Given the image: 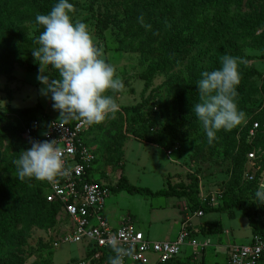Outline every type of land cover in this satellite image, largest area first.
Returning <instances> with one entry per match:
<instances>
[{"label":"rangeland","instance_id":"374dc122","mask_svg":"<svg viewBox=\"0 0 264 264\" xmlns=\"http://www.w3.org/2000/svg\"><path fill=\"white\" fill-rule=\"evenodd\" d=\"M48 14L58 0L43 1ZM74 5L73 21L85 22L94 42L102 49L103 58L112 64L124 87L109 92L119 105L114 115L92 125L88 147L95 157L90 168L95 180L112 187L121 176L129 184L156 191L167 184L189 186L194 202L176 197H148L126 191L111 193L104 202V215L110 226L117 221L129 222L153 241L173 238L182 216L190 219V228L199 243L207 242L200 252L185 248L182 260L193 264H227L229 242L245 244L251 238L247 218L239 211L229 219L225 213L210 212L195 217L198 205L216 207L233 196L230 182L234 152L227 154L226 143L232 136L238 143L245 134V144L255 152H264V123L257 115L264 106V0H69ZM132 5L146 17L150 27L159 34L155 51L141 55L119 49L124 35V5ZM194 6L191 12L187 6ZM110 24L101 39L95 28L96 18ZM113 15V16H111ZM112 20V21H110ZM115 22V23H114ZM21 35L36 38L40 32L35 21L17 25ZM0 20V53L7 47L2 31L8 29ZM38 45L34 43V49ZM157 47V48H156ZM157 50V51H156ZM172 57L167 72L156 73L150 86L143 91L145 69L162 59ZM238 58L240 84L237 88L238 109L246 113L245 120L230 131L217 132V139L208 143L194 105L199 103L197 82L201 73L221 67V58ZM50 66L45 75L52 73ZM39 64L32 54L20 55V63L0 75V194L8 207L20 208L28 196L30 180L18 179L14 160L26 150L21 127L38 116L59 119L53 109L50 94L37 80ZM179 121L172 133L176 143L169 148H151L125 133L127 125H138V131L168 144L163 129L165 118ZM263 137L261 143L255 140ZM170 151L171 155H167ZM180 205H177V204ZM204 206V207H203ZM25 215L22 223L0 235V264H70L84 256L81 243L60 245L53 242L70 224L57 211L55 224L40 229ZM220 221L222 232L209 235L205 229L212 221ZM229 231V235H225ZM1 233V231H0ZM150 260L152 258L150 257Z\"/></svg>","mask_w":264,"mask_h":264},{"label":"clouds","instance_id":"9594fccd","mask_svg":"<svg viewBox=\"0 0 264 264\" xmlns=\"http://www.w3.org/2000/svg\"><path fill=\"white\" fill-rule=\"evenodd\" d=\"M74 5L69 0H58L48 14H37L36 24L43 31L36 38L38 47L32 51L39 64L37 80L44 85L43 95L50 94L53 109L67 123L77 120L83 125L102 123L109 115L119 110V105L110 91L123 89L124 84L116 76L115 68L103 58V51L94 42L88 25L73 21ZM142 26L143 16L139 18ZM50 66L58 78L49 79L44 69ZM197 82L199 103L194 112L206 133L208 143L217 139V132L230 131L240 125L246 113L238 109L237 88L240 84L238 58L224 55L221 67L201 73ZM31 147L24 150L13 163L18 179L55 182L57 177H66L60 149L55 140H30ZM255 198L264 204V185L255 193ZM110 248L114 255L108 257V264H124V257L131 256V247L122 246L120 239L113 236Z\"/></svg>","mask_w":264,"mask_h":264},{"label":"built area","instance_id":"2783aa9c","mask_svg":"<svg viewBox=\"0 0 264 264\" xmlns=\"http://www.w3.org/2000/svg\"><path fill=\"white\" fill-rule=\"evenodd\" d=\"M90 127L77 120L65 123L60 118H47L45 122L35 119L22 126L21 137L27 143V149L31 147L30 140H55L65 167L69 169L66 177H57L52 183L45 182L49 190L48 197L58 202L59 215L70 224L69 229L55 239L53 246L57 248L75 243L84 245L85 255L70 264H108V257L114 255L110 248L113 236L120 239L123 247H131L133 250L131 256L124 257V264H170L175 260L183 262L181 256L185 248L201 252L207 242H198L188 217H184L176 237L164 241L149 239L126 221H121L115 227L109 225L104 215V202L111 191L101 180H95L90 170L95 160L88 147V140L85 139ZM262 154L260 151L247 153L242 173V181L254 187L253 203L258 213L264 206L255 198L258 188L264 185ZM167 155H171V152L168 151ZM202 216L201 210L195 213V217ZM226 249L227 264H259L264 257V237L254 234L249 242L231 243Z\"/></svg>","mask_w":264,"mask_h":264},{"label":"trees","instance_id":"16d2710c","mask_svg":"<svg viewBox=\"0 0 264 264\" xmlns=\"http://www.w3.org/2000/svg\"><path fill=\"white\" fill-rule=\"evenodd\" d=\"M43 1L44 0H0V20L6 22L9 26L8 29L2 31L1 36L2 39H4L7 47L0 53V75H3L5 70L11 69L14 64H19L20 55H30L32 54V51L35 50L34 38H27L21 35L18 31L17 25H21L25 21H35L37 14H45L47 7ZM193 8L194 6H187V9H189L191 12L193 11ZM124 15L123 21L125 22V29L124 35L118 43L119 49L124 52H139L141 55L154 52L155 48L153 45L157 43L159 30L154 27L142 26L139 18L143 16V25H148L146 17L139 13L138 10L132 5H124ZM108 18H111L108 14H106L105 18H96L95 28L101 39L103 38V32L110 24ZM37 30L39 32L43 31L42 26H38ZM172 62V57L166 53L163 54L162 59H160L158 62L150 64L143 73V91H145L150 86L151 81L156 73L169 71ZM48 77L49 79H56L58 78V73L53 69L52 73L49 74ZM262 91L264 92V77ZM47 118L48 117L44 115L38 116L30 120V122L27 124L31 123L35 119L45 122L47 121ZM256 118L257 120H261V122L264 123V106ZM60 119L63 120L62 118ZM179 123L180 122L178 120L175 121L169 117L165 118L163 129L167 132L166 136L168 140V144L165 146L162 144L161 140L156 139L154 136H151L152 138H150V134L147 135L142 132L140 133L138 131V125H135L134 123H130V125L126 126L125 133L131 135L134 139L144 144H154L159 148H169L174 146L176 143L172 133L176 130V127L179 125ZM21 132L22 127L20 133ZM88 133L86 134L85 139L88 138ZM262 140L263 137H260V139L257 138L255 141L257 143H261ZM23 143L27 149V143L24 140ZM225 149L227 154L234 152L232 173L230 177V182L235 187L233 196L225 199L220 205L216 207L208 205L206 208H201L197 205L194 209L203 211V214L210 212L226 213L229 219H234L235 211H239L244 216H246L251 235L255 234L264 237V219L262 218V215L264 214V206L261 207L260 213H258V210L255 208L253 203L254 187L242 181V173L246 163V155L247 153L251 152L252 146L245 144V134H242V137L238 143L235 141L234 136H232L230 142L226 143ZM262 158H264V152L262 154ZM25 186L29 188L27 191L28 196L27 200L20 208L8 207L2 198L3 196L0 194V235L6 234L15 226L22 223L25 215L27 214L33 215L32 222L40 229H49L55 224V217L57 211L59 210V204L57 201L48 197L49 190L47 184L45 182L33 179L30 180V182H28V184ZM107 187L110 189L111 193L126 191L128 193L140 194L148 197H176L184 198L190 202H194L190 187L183 184H167L165 187L153 192L146 187L133 186L128 183L126 177L121 176L114 186ZM205 227V229H207L206 232L209 235H215L222 232L220 221L210 222ZM14 264L23 263L17 262ZM170 264L193 263L175 260ZM259 264H264V257Z\"/></svg>","mask_w":264,"mask_h":264},{"label":"crops","instance_id":"0c3cea01","mask_svg":"<svg viewBox=\"0 0 264 264\" xmlns=\"http://www.w3.org/2000/svg\"><path fill=\"white\" fill-rule=\"evenodd\" d=\"M151 148H156V149H161V148H159V147H157V146H150ZM161 151L163 152V150L161 149ZM181 199H183V198H181ZM181 204V203H180ZM179 203L177 204V205H180ZM218 206V205H217ZM204 208H206V207H204ZM226 214V213H225ZM203 216H204V214H203ZM202 216V217H203ZM227 216V215H226ZM184 217L185 216H182L181 218H180V225H179V229H180V226H181V224H182V222H183V219H184ZM235 217H236V211H235ZM190 221V220H189ZM214 221H216V220H214ZM213 222V221H212ZM121 223V219H119V221H117V223H116V226H118L119 224ZM247 223H248V220H247ZM248 226H249V224H248ZM221 228H222V225H221ZM179 229H178V231H179ZM249 229H250V227H249ZM178 231H177V233H178ZM225 233V235H229V231H225L224 232ZM146 235V234H145ZM177 235V234H176ZM176 235L173 237V238H168L167 240H173L175 237H176ZM193 235H194V233H193ZM146 237H148V235H146ZM149 238V237H148ZM251 239V238H250ZM250 239H249V241H250ZM162 241H164V240H162ZM228 244H231V242H229V243H227L226 245H225V247L228 245ZM227 253H228V250H227ZM84 255H85V252H84ZM82 258V257H81ZM189 259H191L190 257L189 258H187L185 261H183V262H186V261H188ZM226 260H227V258H226ZM190 263H193V262H190ZM227 263V262H226ZM199 264V263H198ZM201 264V263H200Z\"/></svg>","mask_w":264,"mask_h":264}]
</instances>
